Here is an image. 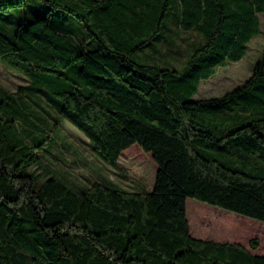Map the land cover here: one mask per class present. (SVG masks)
I'll return each mask as SVG.
<instances>
[{
    "label": "trees",
    "instance_id": "trees-1",
    "mask_svg": "<svg viewBox=\"0 0 264 264\" xmlns=\"http://www.w3.org/2000/svg\"><path fill=\"white\" fill-rule=\"evenodd\" d=\"M36 1L45 14L19 15L7 33L8 13L28 0H0V61L29 79L0 86V264H264V56L233 89L194 97L245 55L264 0ZM172 19L199 36L185 64L139 58L161 42L172 50ZM34 94L111 166L150 155L151 189H74L53 175L37 184L28 167L56 122L40 132L20 105ZM237 217L262 226L260 242L226 239L242 230Z\"/></svg>",
    "mask_w": 264,
    "mask_h": 264
},
{
    "label": "rangeland",
    "instance_id": "rangeland-1",
    "mask_svg": "<svg viewBox=\"0 0 264 264\" xmlns=\"http://www.w3.org/2000/svg\"><path fill=\"white\" fill-rule=\"evenodd\" d=\"M47 9V5L42 2L28 0L26 6L11 10L12 12L8 13L9 20L4 24L6 32H12L19 15L23 14L28 18H33L44 15ZM259 17L261 32L251 38L245 55L240 60L219 68L216 74L210 78L202 80L195 98L217 97L241 84L251 75L255 62L264 56V12L259 13ZM59 24L56 25L65 26L64 23L59 22ZM69 27L74 30L78 40L85 39L84 35L79 33L82 27L78 21ZM167 34L176 36V45L172 47L171 51L161 42L138 52V57L150 63L181 68L190 52V46L193 42H198L199 36L192 30H179L174 19L169 23ZM28 83L29 79L25 75L0 61V86L2 88L14 91L19 86ZM20 105L23 110L33 114L31 119L40 121L42 125L40 132L46 133L52 123L56 122V127L51 133V139L43 147L38 159L28 167V172L36 176L37 184L46 177L53 175L74 189H82L94 181L104 186L117 187L127 191L151 189L157 165L150 155L144 154L142 157L133 154L122 155L117 160V166L113 167L93 152L89 139L84 132L68 119L59 116L42 95L34 94L32 98L21 101ZM19 122L20 125L23 123ZM187 200L190 201L191 205L193 202H200L193 198H187ZM211 211L218 212L216 208H211ZM223 215L228 217L230 214L225 212ZM237 220L241 224L243 223L241 225L242 230L238 231L237 239H232L233 236L228 235L227 240H237L246 244L250 238L256 237L259 242L261 241L259 229L262 226L260 224L249 223L239 217ZM197 228L200 231H205L207 225L201 222ZM247 230L249 233H244Z\"/></svg>",
    "mask_w": 264,
    "mask_h": 264
}]
</instances>
